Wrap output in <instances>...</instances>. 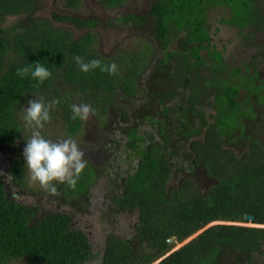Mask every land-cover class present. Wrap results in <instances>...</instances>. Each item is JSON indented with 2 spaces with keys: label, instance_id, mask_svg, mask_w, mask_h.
<instances>
[{
  "label": "trees",
  "instance_id": "16d2710c",
  "mask_svg": "<svg viewBox=\"0 0 264 264\" xmlns=\"http://www.w3.org/2000/svg\"><path fill=\"white\" fill-rule=\"evenodd\" d=\"M63 1L73 10L84 4ZM97 1L109 10L127 2ZM152 1L147 13L118 19L146 29L145 44L104 57L91 31L98 19L56 17L90 29L76 38L36 17L40 0H0V264H264V77L257 58L235 66L212 45L209 18L228 7L220 23L249 28L245 39L253 41L254 32L264 33V2ZM76 56L115 62L118 70L85 73ZM37 62L52 72L44 84L17 75ZM33 99H59L45 127L76 141L86 122L72 120L71 106L89 104L97 126L117 134L104 145L114 154L122 148L128 167L103 178L104 168L87 159L76 188L58 183L55 194L32 182L16 143L31 133L23 115ZM116 111L121 128L113 127ZM102 180L110 187L103 201L108 209L136 213L138 221L130 238L109 233L96 251L87 232L74 226L72 212L92 207L91 190ZM17 191L49 196L66 208L25 204ZM247 215L254 216L253 226L241 224L249 223ZM215 222L224 224L205 229ZM200 231L178 250L169 243Z\"/></svg>",
  "mask_w": 264,
  "mask_h": 264
},
{
  "label": "rangeland",
  "instance_id": "374dc122",
  "mask_svg": "<svg viewBox=\"0 0 264 264\" xmlns=\"http://www.w3.org/2000/svg\"><path fill=\"white\" fill-rule=\"evenodd\" d=\"M262 1L264 2V0ZM152 2V0H127L125 6L109 10L103 8L97 0H84V4L80 6V8L73 10L67 7L63 0H40V8L36 13V17L50 20L54 26L58 28H67L71 30L76 38H80L84 34L90 32V29L80 30L70 23L58 21L56 17L72 16L79 18H96L99 20V23L95 28H92L91 31L98 36V51L102 53L110 51L114 52L115 49L126 48L132 45H140V47H142L146 40L150 38L146 29H134L130 26H125L121 24L118 19L127 14L147 13ZM229 14L230 12L228 10H223V8L217 10L214 9L209 13L215 47L222 50L223 45L230 41V49L225 55L227 61L231 63L236 61L233 64L240 66L243 61L250 63L257 58L256 62L261 68L260 75L264 77L263 52L253 53L255 49L252 46L254 42H258L257 44L263 47L264 51V34H256V38H254L252 42L253 44H249L248 42L250 41L245 38L241 39L242 37H245V35L238 36L237 29L225 27L220 23V19ZM15 20L16 17L9 19V21L12 22ZM244 46L249 49L245 51ZM246 52L248 55H246ZM248 113H251L250 109ZM85 122V128L83 129L81 136L77 139V143L80 149L85 153L87 159L92 160L102 169L104 168L103 173L105 176L103 178L110 173L112 177H114L119 170L126 169L128 167L127 162L129 161L126 160L127 162H123L127 154L121 150L122 148L118 149L114 156L101 154V152L98 151L99 146L97 145V142L102 138V133L99 130L100 128L96 125L91 114L89 119ZM145 129L148 128L145 127ZM40 131L45 138L53 141L67 138L66 133H50L45 126L43 129H40ZM28 135L27 138H23L16 143L19 148L24 149L26 140L30 137L31 133L29 132ZM119 155L124 157L120 158ZM102 181L101 186L98 185L91 190L90 198L92 197L93 199L92 207L83 214L79 211L72 212L74 216V226L87 232L92 246L96 251H100L104 248L105 240L109 233H115L119 236L130 238L134 232V225L138 221V215L136 213L120 212L119 210L113 212L110 211L111 209H108L109 206L103 201L105 198V192L109 191L110 187L105 180ZM35 189L36 191H39V188L37 189V187H35ZM17 192L18 194H16V197L19 201L25 204L40 205L46 211H63L66 208L55 201L50 202L48 198L49 196L40 195V193L35 195L30 192H27V194L24 192ZM67 209L68 211H71L69 208ZM218 223L224 224V222ZM241 224L248 226L253 225L252 223ZM203 231H200L185 242H176L174 250L181 248Z\"/></svg>",
  "mask_w": 264,
  "mask_h": 264
},
{
  "label": "clouds",
  "instance_id": "9594fccd",
  "mask_svg": "<svg viewBox=\"0 0 264 264\" xmlns=\"http://www.w3.org/2000/svg\"><path fill=\"white\" fill-rule=\"evenodd\" d=\"M75 60L79 69L85 73L99 68L102 72L112 75L118 70L115 62L105 64L101 59L96 58L85 61L80 56H76ZM17 75L30 76L37 85H42L52 76V72L45 64L37 62L18 68ZM60 102L59 99H55L45 104L39 99L29 100L23 115L25 129L31 130V135L23 149L29 179L39 183L42 188L52 194L57 192L58 183H67L75 189L88 165L85 153L75 139L69 137L53 141L45 138L40 131L44 128L45 122L50 121L52 107ZM71 111L72 120L87 121L94 109L87 103L72 104Z\"/></svg>",
  "mask_w": 264,
  "mask_h": 264
},
{
  "label": "flooded vegetation",
  "instance_id": "af4514ba",
  "mask_svg": "<svg viewBox=\"0 0 264 264\" xmlns=\"http://www.w3.org/2000/svg\"><path fill=\"white\" fill-rule=\"evenodd\" d=\"M217 9H221V8H216L215 10H217ZM223 10H228L229 12H230V9L228 8V7H224L223 8ZM227 17V16H226ZM223 18V17H222ZM221 18V19H222ZM221 19H220V21H221ZM222 24V23H221ZM225 27H229V28H232V29H237V34H238V36H241V35H245L246 34V32H248V31H251L249 28H244L243 30H241L240 28H237V27H234V26H231V25H227V24H223ZM248 30V31H247ZM255 34H257L256 32H254ZM264 34V33H263ZM213 37V36H212ZM244 38H246V37H242L241 39H244ZM256 38V37H255ZM249 41H250V39H249ZM248 42V41H247ZM253 41H250V42H248L249 44H253L252 43ZM258 43V42H257ZM256 42H254V44L252 45L253 46V48L255 49V51L253 52V53H264V51H263V47H261L260 45H258ZM212 45L215 47V45H214V41L212 40ZM230 46H231V43H230V41L227 43V44H224L223 45V47H222V50H219L218 48H216L217 50H219V51H222V52H224V54L226 55V52L227 51H229V49H230ZM245 47V46H244ZM121 48H119V49H115L114 50V52H112V51H110V52H104V53H102V52H100V54H102L104 57H112L116 52H118L119 50H120ZM249 48H247V47H245V51L246 50H248ZM261 50V51H260ZM159 52H162L161 50L159 51ZM246 55H248L247 54V52H246ZM226 58V57H225ZM236 61H233V63H235ZM244 63H245V61H243ZM241 64H243V63H241ZM233 65H235V66H238V65H236V64H233ZM240 66H242L243 67V65H240ZM260 72V71H259ZM119 114H120V111H116V113L114 114V116H117V118L116 117H112V119H115L116 121H115V123H114V126L113 127H116V128H118V127H122V125L124 124V122H123V120L121 119V117L119 116ZM177 117H178V112H177ZM97 125V124H96ZM107 127V126H106ZM115 128V130H117ZM100 132L102 133V138L100 139V141L99 142H97V145L99 146V149H98V151H100L101 152V154H107V155H111V156H114L115 154H114V152H115V150L113 151L112 149H110V147L109 146H107V145H104V142L109 138V139H112V140H117L118 138H117V134H115V133H112V131H107L106 130V128L105 127H101L100 129ZM114 130V129H113Z\"/></svg>",
  "mask_w": 264,
  "mask_h": 264
},
{
  "label": "water",
  "instance_id": "95a60500",
  "mask_svg": "<svg viewBox=\"0 0 264 264\" xmlns=\"http://www.w3.org/2000/svg\"><path fill=\"white\" fill-rule=\"evenodd\" d=\"M245 219H246V221H248L249 223L250 222H252L253 220H254V216H252V215H247L246 217H245ZM215 224H219L218 222H215V223H212V224H210V225H208L205 229H207V228H209V227H211V226H213V225H215ZM252 225V224H251ZM253 226V225H252ZM177 242V238L176 237H173V238H171L170 240H169V243L170 244H172V243H176ZM175 250H178V249H175ZM174 250V251H175ZM160 262V261H159ZM158 262V263H159Z\"/></svg>",
  "mask_w": 264,
  "mask_h": 264
}]
</instances>
